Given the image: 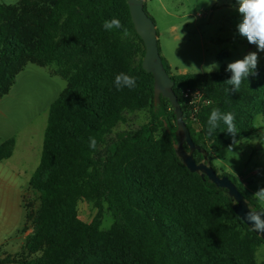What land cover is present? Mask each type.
Returning a JSON list of instances; mask_svg holds the SVG:
<instances>
[{"label":"trees","instance_id":"1","mask_svg":"<svg viewBox=\"0 0 264 264\" xmlns=\"http://www.w3.org/2000/svg\"><path fill=\"white\" fill-rule=\"evenodd\" d=\"M51 8L49 26L33 36L18 37L15 26L0 18L4 42L0 98L10 92L29 63L41 67L56 64V74L67 81L51 105L42 159L30 180L40 201L32 217V233L25 239L23 256H0V264H88L104 242L127 248L135 264H200L180 245L159 199L146 200L140 195L130 167L140 154L153 151L164 154L190 180L215 224L222 222L224 213L237 220L243 236L235 238L254 253L264 239L235 214V201L228 190L190 172L177 155L175 112L164 97L155 104L154 77L142 67L145 45L135 30L128 0H52ZM113 18L120 20L130 36L123 37V28H103L104 21ZM101 56L114 63L105 74L100 72ZM162 61L174 81L191 137L205 151H196L195 159L209 163L218 173L215 153L258 132L255 117L264 114V66H257L258 74L245 79L239 92H232L224 82L231 76L226 67L212 73L171 75L170 64L163 57ZM121 72L136 77L137 86L117 90L114 80ZM187 89L200 90L210 102L202 105L194 119L185 106ZM146 107L152 114L147 124L109 137L125 120L126 110ZM213 108L234 113L235 136L226 132L222 122L208 135L207 119ZM90 137L97 142L95 150L89 147ZM14 146V140L2 144L0 159L10 157ZM223 175L232 180L250 206L262 209L235 176ZM81 200L99 209L90 223L78 217L76 207ZM105 204L115 220L108 232L101 230Z\"/></svg>","mask_w":264,"mask_h":264},{"label":"rangeland","instance_id":"2","mask_svg":"<svg viewBox=\"0 0 264 264\" xmlns=\"http://www.w3.org/2000/svg\"><path fill=\"white\" fill-rule=\"evenodd\" d=\"M51 2L52 0H0V18L15 26L18 37L33 36L49 26ZM144 2L148 15L156 24L161 56L170 64L171 75L208 73L203 69L213 62L218 63L219 68L212 72H218L227 67L228 63L242 59L247 53L258 52L257 46L250 44L238 32L237 25L243 17L237 10V0ZM3 44V39L0 38V55ZM258 57V66H264V52H258ZM113 68L114 63L101 56L100 72L105 74ZM56 69V64L41 67L29 63L17 76L11 89L9 104L12 116L16 117L19 128L24 126L27 130V134L26 130L21 134L27 136L32 133L34 140L42 138L40 144L36 143L34 146V154L26 168L27 175H33L41 161L42 141L51 105L67 87V81L56 74ZM197 104L185 103L191 116ZM124 116L125 120L114 128L109 137H115L122 131H136L152 118L149 107L126 110ZM255 125L258 132L254 136L217 151L213 161L219 175L235 176L252 198L259 188L264 187V114L255 117ZM179 140L178 136L176 143ZM130 169L136 178L141 197L146 200L153 197L159 199L164 212L172 220L170 224L180 245L194 261L200 264H264V242L254 253L242 247L239 239L235 238L243 236L242 228L230 213H224L222 222L215 224L207 215L205 204L193 189L190 180L164 154L157 151L142 153ZM23 204L25 222L20 231L22 235L26 230L33 229L32 217L40 207L39 196L30 185L25 188ZM258 204L264 208V205ZM76 208L79 219L88 223L99 213L94 203L86 200L79 201ZM114 222V217L105 204L101 230L108 232ZM22 250L14 255L4 253L0 256L20 258L23 256ZM88 264L135 263L127 248L104 242L97 247Z\"/></svg>","mask_w":264,"mask_h":264},{"label":"water","instance_id":"3","mask_svg":"<svg viewBox=\"0 0 264 264\" xmlns=\"http://www.w3.org/2000/svg\"><path fill=\"white\" fill-rule=\"evenodd\" d=\"M128 6L135 30L145 45V56L143 58L142 67L147 73H151L154 77L155 104L157 105L160 103L161 97H164L169 100L175 112L178 128L177 135L180 137V140L175 143L177 155L190 172L199 173L203 177L206 176L217 187L227 189L229 196L235 201L233 206L235 214L247 226L253 229L243 218L249 209L256 211L260 210L249 205L244 195L229 177L219 175L209 163L205 161L198 163L195 159L194 153L196 151L202 154H204L205 151L194 143L187 124L184 121V112L174 91V81L167 72L162 61L157 27L145 10L144 0H128ZM185 145H187L189 151L186 149ZM257 234L264 239V233L257 232Z\"/></svg>","mask_w":264,"mask_h":264},{"label":"crops","instance_id":"4","mask_svg":"<svg viewBox=\"0 0 264 264\" xmlns=\"http://www.w3.org/2000/svg\"><path fill=\"white\" fill-rule=\"evenodd\" d=\"M10 97L11 90L0 98V146L9 140L15 142L11 156L0 159V254L14 255L22 250L26 237L32 232L20 233L25 222L24 192L33 176L27 175L26 168L35 144H40L42 138L34 140L32 133L25 136L27 130L24 126L19 128L16 117L12 116Z\"/></svg>","mask_w":264,"mask_h":264},{"label":"clouds","instance_id":"5","mask_svg":"<svg viewBox=\"0 0 264 264\" xmlns=\"http://www.w3.org/2000/svg\"><path fill=\"white\" fill-rule=\"evenodd\" d=\"M237 4V10L243 17L242 21L237 25L239 34L245 37L250 44L256 45L258 52H264V0H237ZM103 28L106 31H111L113 29H121L123 25L119 19L113 18L105 20ZM128 36H130V32L127 28H123V37ZM258 52H249L242 59H237L227 64L225 70L230 72L231 76L224 82L231 86L230 91L239 92L241 84L245 79L258 74L256 71L259 60ZM218 68V63L213 62L203 70L211 73L213 70H218ZM114 84L117 90L125 87L133 89L137 86V78L121 72L115 76ZM234 121V113H225L219 108H213L207 119L208 135H212L222 122L226 126V132L235 136L236 126ZM96 143L94 137L89 138V147L93 150L96 148ZM253 198L261 205H264V187L259 188L253 194ZM243 219L254 230L264 233V208L260 211L249 209Z\"/></svg>","mask_w":264,"mask_h":264},{"label":"built area","instance_id":"6","mask_svg":"<svg viewBox=\"0 0 264 264\" xmlns=\"http://www.w3.org/2000/svg\"><path fill=\"white\" fill-rule=\"evenodd\" d=\"M183 97L187 105L198 103L194 109V113L191 116L193 119L195 117V114H197L201 109L202 105L210 103L208 100H205L203 93L200 90L187 89Z\"/></svg>","mask_w":264,"mask_h":264}]
</instances>
